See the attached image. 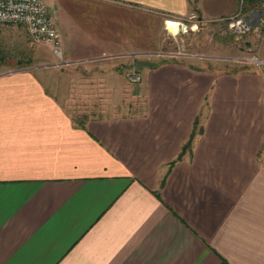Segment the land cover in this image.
<instances>
[{"label": "crops", "instance_id": "0c3cea01", "mask_svg": "<svg viewBox=\"0 0 264 264\" xmlns=\"http://www.w3.org/2000/svg\"><path fill=\"white\" fill-rule=\"evenodd\" d=\"M42 2L64 64L0 73V264H264V69L181 55L143 63L131 111L63 105L92 80L122 98L114 58L241 0Z\"/></svg>", "mask_w": 264, "mask_h": 264}, {"label": "rangeland", "instance_id": "374dc122", "mask_svg": "<svg viewBox=\"0 0 264 264\" xmlns=\"http://www.w3.org/2000/svg\"><path fill=\"white\" fill-rule=\"evenodd\" d=\"M240 8L248 15L256 13V24L251 32L247 34L234 32L229 29L226 19L203 20L195 16L179 20L176 17H169L168 19L176 22L181 21L176 24L180 29L172 33L164 24L159 32L156 53L129 52L117 56L114 58L116 71L124 75L130 68L140 70L143 63L154 64L161 60L179 58L181 55H197L200 58L206 56L204 60L216 64L221 72L264 69V0H243ZM45 46L48 47L42 43L32 42L24 26L0 24V73L8 70H24L41 78V54ZM100 60L95 61L101 62ZM107 60L112 58L109 57ZM54 70H46L49 72L48 77H54ZM56 72L59 74L60 70ZM61 72L68 80L74 75L71 71ZM135 87L136 84H131L126 77L121 86L122 98L111 99L106 96L100 84L97 85L92 80L69 90L67 101L63 105L74 118L101 114L102 112L97 111V108L106 103L112 107L120 104L123 105L124 110L131 111L134 108Z\"/></svg>", "mask_w": 264, "mask_h": 264}, {"label": "built area", "instance_id": "2783aa9c", "mask_svg": "<svg viewBox=\"0 0 264 264\" xmlns=\"http://www.w3.org/2000/svg\"><path fill=\"white\" fill-rule=\"evenodd\" d=\"M243 0H241V4ZM256 13L249 15L242 8L228 20L229 29L239 34H247L256 24ZM181 23V21H177ZM0 24H16L25 27L32 42L47 45L58 57L59 61L53 66L63 65L60 36L54 20L42 0H0ZM127 80L131 84L141 81V73L135 68L126 71Z\"/></svg>", "mask_w": 264, "mask_h": 264}, {"label": "trees", "instance_id": "16d2710c", "mask_svg": "<svg viewBox=\"0 0 264 264\" xmlns=\"http://www.w3.org/2000/svg\"><path fill=\"white\" fill-rule=\"evenodd\" d=\"M196 125H197V122H195L194 130H196ZM194 130H193V133H194ZM192 135H193V134H191V137H192ZM188 143H189V142H187V145H188ZM187 145H185L184 148H186Z\"/></svg>", "mask_w": 264, "mask_h": 264}, {"label": "bare ground", "instance_id": "6f19581e", "mask_svg": "<svg viewBox=\"0 0 264 264\" xmlns=\"http://www.w3.org/2000/svg\"><path fill=\"white\" fill-rule=\"evenodd\" d=\"M178 29H175V32L177 31ZM181 31V30H180ZM174 33V32H173Z\"/></svg>", "mask_w": 264, "mask_h": 264}]
</instances>
